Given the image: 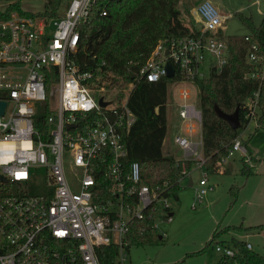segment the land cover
Masks as SVG:
<instances>
[{
    "label": "built area",
    "instance_id": "built-area-1",
    "mask_svg": "<svg viewBox=\"0 0 264 264\" xmlns=\"http://www.w3.org/2000/svg\"><path fill=\"white\" fill-rule=\"evenodd\" d=\"M92 2L71 0L62 15L50 19L18 11L0 19V101L6 104L0 112V264H102L99 249L113 244L117 263L129 264L135 226L160 233L161 224L173 218L172 184H150L138 161L127 162L124 133L136 118L128 105L133 84L115 91L97 86L90 81L93 73L79 71L71 56ZM194 12L200 23L195 33L169 44L160 41L140 71L158 81L171 61L175 73L178 66L184 75L170 85L177 90L180 126L172 142L182 151L173 154L182 165L180 185L191 177L188 161L195 170L206 163L196 77L228 61V44L219 35L225 17L211 0H202ZM247 61L253 70L246 77L262 82L264 46L252 42ZM259 93L246 102L248 125L259 119ZM45 103L46 131L35 123ZM236 152L250 161L242 136L233 140L229 156ZM207 174L193 184V208L212 189ZM215 250L220 257L235 254L221 242Z\"/></svg>",
    "mask_w": 264,
    "mask_h": 264
},
{
    "label": "trees",
    "instance_id": "trees-1",
    "mask_svg": "<svg viewBox=\"0 0 264 264\" xmlns=\"http://www.w3.org/2000/svg\"><path fill=\"white\" fill-rule=\"evenodd\" d=\"M2 1V0H0ZM71 0H46L44 9L38 15L55 18L62 15ZM181 0H93L90 16L80 24L81 35L79 48L71 56L79 71L92 72L97 86H106L108 90H117L133 84L129 90L128 105L135 114V121L124 133V141L128 149L127 162L138 161L143 178L150 184L169 181L172 193L179 199L182 165L177 164L173 154L163 153L164 140L169 130L170 85L184 78L176 66L173 77L164 76L158 81H149L140 75L150 55L160 41L169 44L173 39H181L195 33V25L181 19L177 6ZM65 7L64 11L62 9ZM106 9L107 14L102 11ZM12 11L28 14L21 8V0H10L4 10H0V19L8 17ZM242 15L241 13H239ZM34 15V14H31ZM250 28L244 35H226L219 32L228 44V61L221 68L213 67L203 77H196L199 88L200 106L203 113V153L206 157V169L217 173L223 165V159L229 156V149L237 136H242L249 123L246 117V102L258 98L259 123L264 128V80L246 77L253 70L247 61V51L252 42L257 41L264 46V18L256 25L251 18L242 16ZM246 35L250 39H246ZM53 81L47 80L51 86ZM121 93V92H120ZM47 103V102H46ZM45 104L38 107L35 123L44 131L47 130L45 119L49 109ZM224 112H233L240 105L241 125L233 128L225 119L215 112V105ZM92 123V121H90ZM83 121L79 120V127ZM252 134L244 139L245 144ZM242 171L246 175L253 174L254 169L244 157ZM193 161L187 162L191 170ZM140 225V224H138ZM235 228H242L234 226ZM248 228L263 230L264 223ZM231 227L216 229L207 243L213 244L222 233ZM131 245L157 243L163 236L156 229L141 231L135 226L130 235ZM218 240L234 248L232 257H220L216 264H264V254L250 249L248 242L238 238ZM118 247L110 245L99 249L102 264L117 263Z\"/></svg>",
    "mask_w": 264,
    "mask_h": 264
},
{
    "label": "rangeland",
    "instance_id": "rangeland-1",
    "mask_svg": "<svg viewBox=\"0 0 264 264\" xmlns=\"http://www.w3.org/2000/svg\"><path fill=\"white\" fill-rule=\"evenodd\" d=\"M46 0H21V8L28 14L38 15L44 9ZM202 0H181L177 9L181 11V19L188 24L200 23L194 20L195 7ZM225 17L224 33L226 35L249 33L250 28L242 16L251 18L259 25L264 18V0H211ZM10 0L0 1V10H4ZM65 7L62 9L63 12ZM241 13L242 15H240ZM124 88V87H122ZM169 109L171 103L177 100V90H170ZM259 119L252 121L243 131L249 140L253 155L251 162L255 173L246 175L242 171L243 162L240 152L228 156L223 162L228 171L209 172L206 166L202 169H191L194 184L199 183L203 173L207 172L208 191L203 202L192 207L194 186L188 181L182 183L179 190V199L173 201V218L163 222L160 233L163 239L157 243L132 245L130 247L129 264H216L221 256L215 250L218 240L229 242L235 237L251 243L253 250L264 254V229L248 228L264 223V128ZM172 131L169 129L163 153L181 155L182 151L172 142ZM250 161L248 162V164ZM226 169V170H227ZM223 169V171H226ZM242 228H235L240 226ZM231 227L228 232L222 233L216 241L207 246L216 229L219 231ZM131 259V261H130Z\"/></svg>",
    "mask_w": 264,
    "mask_h": 264
},
{
    "label": "water",
    "instance_id": "water-1",
    "mask_svg": "<svg viewBox=\"0 0 264 264\" xmlns=\"http://www.w3.org/2000/svg\"><path fill=\"white\" fill-rule=\"evenodd\" d=\"M169 51L167 50L166 51V54H168ZM166 68H167V77H173L175 75V68L172 64L171 61H167V64H166ZM100 103L102 105H106L107 103L103 100V98L100 99ZM5 102H2L0 101V112L2 113L4 111V108H5ZM215 112L216 114L225 119L233 128H238L240 127L241 125V120H240V105H238L236 107V109L231 112V113H227V112H224L217 104L215 105ZM75 127L76 125L75 124H72V125H68V127ZM194 184V181H193V178L190 177L189 179V183L188 185L189 186H193ZM162 236V235H161Z\"/></svg>",
    "mask_w": 264,
    "mask_h": 264
},
{
    "label": "crops",
    "instance_id": "crops-1",
    "mask_svg": "<svg viewBox=\"0 0 264 264\" xmlns=\"http://www.w3.org/2000/svg\"><path fill=\"white\" fill-rule=\"evenodd\" d=\"M180 11V10H179ZM180 13H181V11H180ZM193 13V16H194V20H196V16H195V12H192ZM195 25V24H194ZM196 26V25H195ZM225 29V28H224ZM224 29H223V31H224ZM174 101H176V100H174ZM173 101V103H171V105L173 106L172 108H171V110H169V119H170V124H169V129L171 128V131H172V133H174V132H176V131H178V129H179V124H180V122H179V118H178V116H177V113H176V106H175V102ZM169 131V130H168ZM257 131V130H256ZM253 136V135H252ZM242 138L243 139H247L244 135H243V133H242ZM166 143V139L164 140V144ZM247 146H248V149H249V155H250V163H249V165L251 164V162L253 161V160H255V156L253 155V153H252V151H251V147H250V145H249V141H248V144H247ZM242 158V157H241ZM248 163V162H247ZM251 166V165H250ZM253 167V166H252ZM223 169H227V168H224V166L222 165V170L221 171H219V172H223V173H225V172H227L228 171V169L226 170V171H223ZM253 169H254V167H253ZM255 173V171L253 172V174ZM250 175H252V174H250ZM191 177H192V175H191ZM190 179V178H189ZM188 183H189V180H188ZM252 245V244H251ZM252 249H253V246H252ZM130 251V250H129ZM130 261H131V259H130ZM131 264V263H130Z\"/></svg>",
    "mask_w": 264,
    "mask_h": 264
}]
</instances>
